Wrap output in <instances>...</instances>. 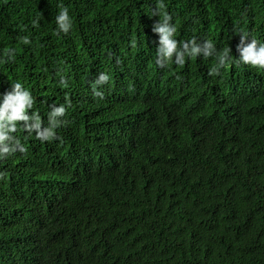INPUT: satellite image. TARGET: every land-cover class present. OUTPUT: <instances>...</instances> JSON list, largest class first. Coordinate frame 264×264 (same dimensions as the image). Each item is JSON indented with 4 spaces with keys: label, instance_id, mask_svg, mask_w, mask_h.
Wrapping results in <instances>:
<instances>
[{
    "label": "trees",
    "instance_id": "trees-1",
    "mask_svg": "<svg viewBox=\"0 0 264 264\" xmlns=\"http://www.w3.org/2000/svg\"><path fill=\"white\" fill-rule=\"evenodd\" d=\"M55 1L0 0V93L22 83L34 97L29 113L40 118L50 105L64 104L56 140L93 133L107 162L93 173L83 170L88 179L74 188L66 178L44 179L25 161L8 172L14 163L0 159V264H264V108L256 120L250 106L232 101L225 113L201 105L182 114L155 99L121 105L83 99L69 77L90 67L74 52L86 1L59 0L70 6L67 35L56 34ZM161 2L181 28H191L181 23L210 4L240 7L245 23L264 11V0H110L111 18L159 9ZM237 25L231 35L248 30ZM24 36L29 45L21 43ZM245 94L225 85L224 96Z\"/></svg>",
    "mask_w": 264,
    "mask_h": 264
},
{
    "label": "clouds",
    "instance_id": "clouds-1",
    "mask_svg": "<svg viewBox=\"0 0 264 264\" xmlns=\"http://www.w3.org/2000/svg\"><path fill=\"white\" fill-rule=\"evenodd\" d=\"M77 1L86 3L78 14L85 19L78 25L81 39L74 52L90 67L75 80L69 79L83 99L120 105L123 101L143 104L155 99L182 114L201 105L225 113L232 101L235 106H250V118L257 120L264 108V11L245 23L239 17L240 7L218 10L210 4L181 23L191 24V28H181L171 22L162 2L159 9L151 7L112 20L110 0ZM67 2L53 3L58 11L54 18L57 35L69 34L73 26ZM97 17L91 33L83 39V31ZM36 23L33 20L34 26ZM235 25L248 30L231 35ZM21 43L29 45L30 40L24 36ZM226 84L241 86L247 94L224 96ZM33 104L32 93L20 82L11 83L10 90L0 93V159L6 157L14 163L8 172L25 161L26 167L39 171L44 179L56 182L66 178L78 188L88 179L82 177L83 170L93 173L106 165L102 144H95L90 136L93 133L86 132L67 144L59 142L55 130L65 123L68 108L50 105L47 116L40 118L35 111L29 113ZM18 122L22 127L17 128ZM16 131L23 132L21 138ZM55 191L52 193H64Z\"/></svg>",
    "mask_w": 264,
    "mask_h": 264
}]
</instances>
